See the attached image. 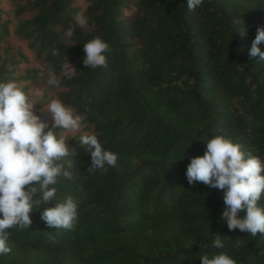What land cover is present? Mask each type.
<instances>
[{"label":"trees","instance_id":"obj_1","mask_svg":"<svg viewBox=\"0 0 264 264\" xmlns=\"http://www.w3.org/2000/svg\"><path fill=\"white\" fill-rule=\"evenodd\" d=\"M184 2L0 0V79L20 82L49 124L42 107L59 98L83 117L81 132L117 154L115 166L88 172L79 133H64L73 175L57 178L55 199L73 197L75 224L47 226L34 206L29 227L8 229L0 264H200L202 253L221 251L236 264H264V236L229 231L222 190L185 177L213 135L264 161V61L248 55L264 0H203L193 10ZM94 36L109 46L107 67L81 62ZM65 60L70 78L60 73ZM49 67L61 76L56 88ZM216 233L222 248L211 246Z\"/></svg>","mask_w":264,"mask_h":264},{"label":"clouds","instance_id":"obj_2","mask_svg":"<svg viewBox=\"0 0 264 264\" xmlns=\"http://www.w3.org/2000/svg\"><path fill=\"white\" fill-rule=\"evenodd\" d=\"M203 0H185L184 6L193 10ZM74 20L81 28L87 26V17L76 12ZM243 34V32L241 33ZM66 39L73 35V28L63 30ZM264 26H257L248 50L249 57L264 61ZM109 50L106 41L94 36L82 44V64L87 68L107 67L105 52ZM53 56L58 54L51 49ZM76 70L65 60L60 73L70 78ZM61 76L49 67L48 86L60 85ZM36 104L20 82L0 79V255L11 251L8 229L29 227L30 213L34 206H40V218L54 229H72L78 204L71 195L56 200L58 177L72 178V161H65L69 154L64 133H79L75 138L89 156L86 171L105 170L115 166L117 154L103 147L95 132H81L86 125L83 117L59 98L48 99L42 107L51 118V124L35 114ZM59 129V131H55ZM203 155L189 158L185 177L189 185L194 182L222 190L223 208L220 220L229 231L264 236V204L259 203L264 195V161L259 156L246 154L239 143L223 135H213L204 141ZM68 166H65V165ZM33 182V183H30ZM36 194L35 199L33 195ZM51 205V206H49ZM211 246L222 248L219 233L211 235ZM200 264H236L225 252L199 256Z\"/></svg>","mask_w":264,"mask_h":264}]
</instances>
